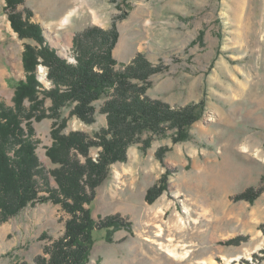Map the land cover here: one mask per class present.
<instances>
[{"label": "rangeland", "instance_id": "rangeland-1", "mask_svg": "<svg viewBox=\"0 0 264 264\" xmlns=\"http://www.w3.org/2000/svg\"><path fill=\"white\" fill-rule=\"evenodd\" d=\"M17 1L15 11L24 17L31 11L48 43L71 61L77 33L116 21L117 70L143 53L163 69L151 76V98L204 108L188 140L174 141L175 131L168 129L153 135L148 147L131 145L128 159L110 166L92 216L119 215L123 225L109 241L105 230L95 233L85 264H264V0ZM7 8L0 0V108L14 105L15 85L26 77V44L39 46L14 31ZM38 75L40 90L52 86L45 65H38ZM43 100L45 116L33 120L46 176L37 177L42 196L48 186L57 187L51 174L57 165L47 155L56 119L48 116L52 99ZM104 101H95L92 124L72 115L74 105L64 106L62 132L94 137L107 125ZM100 150L92 147L91 156L97 159ZM250 189L260 191L253 201L238 197ZM69 218L61 204L39 201L0 223V264H36L39 255L48 256L46 247L64 234ZM168 248L183 256H170Z\"/></svg>", "mask_w": 264, "mask_h": 264}, {"label": "trees", "instance_id": "trees-1", "mask_svg": "<svg viewBox=\"0 0 264 264\" xmlns=\"http://www.w3.org/2000/svg\"><path fill=\"white\" fill-rule=\"evenodd\" d=\"M17 3L7 0L12 28L21 38L34 39L39 46L26 44V77L15 85L14 105L0 108V223L39 201L59 203L70 215L64 234L46 247L48 256L39 255L36 264H85L95 233L105 230L109 241L113 231L123 225L119 215L100 221L92 216L97 188L107 179L110 166L126 161L131 145L144 142L148 147L153 135H165L168 129L175 131L174 141L188 140V131L204 108L202 103L175 107L151 98L147 94L151 76L163 69L143 53L117 70L113 54L119 38L116 21L108 29L90 26L77 33L75 60L71 61L48 43L40 24L32 21L31 11L26 17L15 11ZM39 64L48 68L52 83L48 89L40 90L43 84L38 75ZM45 98L52 99L48 116L56 119L54 141L47 155L57 165L51 170L57 187L48 186V195L42 196L37 177L43 172L36 152L38 140L33 120L45 116L41 111ZM102 98L105 101L101 111L107 115V125L94 137L84 131L62 132L66 124L62 126L59 117L64 106L74 105L72 115L92 124L96 121L94 103ZM145 133L149 134L146 139L142 138ZM92 147L101 148L97 159L90 154ZM153 192L155 189H150L147 194L149 202ZM259 193L250 189L238 197L253 201Z\"/></svg>", "mask_w": 264, "mask_h": 264}, {"label": "bare ground", "instance_id": "bare-ground-1", "mask_svg": "<svg viewBox=\"0 0 264 264\" xmlns=\"http://www.w3.org/2000/svg\"><path fill=\"white\" fill-rule=\"evenodd\" d=\"M73 10H74V9H71L70 11L66 12V13L62 16V24H61L62 26L67 25V23L70 21V19H71V18H70V15H72ZM60 17H61V16H60ZM60 22H61V20H60ZM70 46H71V43H69L68 46H66V47L63 48V52H64L65 54L68 53V50H69ZM39 75H40V78H45V71H44L43 68L40 69V71H39ZM168 252H169L170 256H173V257H175V258H180V257L183 256V255H180L175 249H169V248H168Z\"/></svg>", "mask_w": 264, "mask_h": 264}, {"label": "water", "instance_id": "water-1", "mask_svg": "<svg viewBox=\"0 0 264 264\" xmlns=\"http://www.w3.org/2000/svg\"><path fill=\"white\" fill-rule=\"evenodd\" d=\"M73 60H75V59H73Z\"/></svg>", "mask_w": 264, "mask_h": 264}]
</instances>
